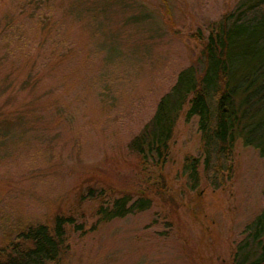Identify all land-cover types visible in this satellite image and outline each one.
I'll return each mask as SVG.
<instances>
[{"label": "rangeland", "instance_id": "rangeland-1", "mask_svg": "<svg viewBox=\"0 0 264 264\" xmlns=\"http://www.w3.org/2000/svg\"><path fill=\"white\" fill-rule=\"evenodd\" d=\"M239 0H0V250L73 217L49 264H231L264 197V158L238 141L229 185L191 191L199 117L181 113L164 162L132 147L202 38ZM152 210L99 222L118 197ZM19 229V230H18Z\"/></svg>", "mask_w": 264, "mask_h": 264}, {"label": "trees", "instance_id": "trees-1", "mask_svg": "<svg viewBox=\"0 0 264 264\" xmlns=\"http://www.w3.org/2000/svg\"><path fill=\"white\" fill-rule=\"evenodd\" d=\"M199 57L183 69L171 91L158 105L151 125L132 147L145 159L164 162L171 152L176 123L189 105L187 117H199L203 158L186 159L187 186L225 188L235 170L238 141L264 158V0H239L202 38ZM264 197V196H263ZM121 196L113 207L102 206L99 222L152 210L156 199ZM251 215L231 264H264V198ZM79 229L73 217L59 215L51 226L28 225L7 249L0 250V264H49L68 248V228Z\"/></svg>", "mask_w": 264, "mask_h": 264}]
</instances>
